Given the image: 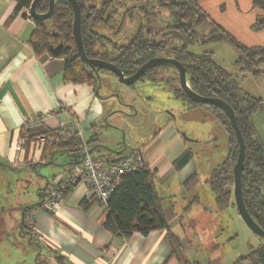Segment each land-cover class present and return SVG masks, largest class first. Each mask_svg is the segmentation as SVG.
Listing matches in <instances>:
<instances>
[{"label": "crops", "instance_id": "obj_1", "mask_svg": "<svg viewBox=\"0 0 264 264\" xmlns=\"http://www.w3.org/2000/svg\"><path fill=\"white\" fill-rule=\"evenodd\" d=\"M15 9L14 0H0V234L9 229L19 230L21 238L39 247L41 254L37 259L41 257L42 264H60L62 261L63 264H223L218 253L221 243L217 235L224 228L221 217L226 211L223 213L218 209L207 180L224 161L220 163L211 157L204 166L197 163L198 151H194L196 146L203 149L209 144L207 139L213 134L212 129L192 132L187 122L181 120L176 125L178 113L168 111L167 123L162 128L155 126L148 137L141 134L140 141L133 142L134 145L126 149L122 145L114 146L119 143L121 130L112 126L122 127L117 121L113 122L118 119L113 112L120 108L115 96L119 93L116 79L101 74L105 80L104 94H101L102 87L97 92L89 83L68 81L63 59L47 55L37 57L34 53L30 40L36 25L23 13L11 19ZM206 9L209 10L207 6ZM206 9L200 8L211 28L220 27L229 35L244 28L247 32L241 39L242 46L264 47V30L253 29L261 14L254 7L253 0L246 4L247 13H241L237 7L241 15L238 23L230 21L231 25L228 19L214 21ZM240 21L244 22V27ZM197 44L203 48L192 51ZM197 44L189 46V52L196 55L211 53L216 65L236 78L245 93L264 101V64L256 68L257 75H254L243 71L237 64L239 52L230 43ZM224 55H228L227 60ZM148 83L151 87L158 85ZM159 84L166 86L159 89L176 98L172 87ZM140 95V91H135L126 100L120 98L133 105L137 99L144 100ZM177 100L182 103L180 113L183 115L187 111L197 113V116L187 117L186 121L196 117L197 124H205L209 119L213 122L212 114L207 110L191 109L185 101ZM129 112L133 114L132 109ZM35 116H44L43 123L25 129L26 121ZM60 123L80 132L92 157L103 161L106 167L134 154L140 155L143 163L156 174V190L163 199L165 218L170 231L179 240L180 250L174 253L167 230L153 231L148 235L134 233L127 238L115 235L105 226L107 208L91 201L82 184L69 188L55 216L42 213L35 219L32 229L23 225L29 208L45 201L53 182L60 176H67L76 161L73 154L65 151L52 153L47 150V145L33 141V137L47 130L56 131ZM252 123L256 136L264 143V110L253 113ZM25 131L30 137L22 146ZM103 137L104 141H101ZM187 152H191L192 158L179 169L177 162ZM208 186L211 202L204 207L201 205V190L209 189ZM29 189H32V198L27 195ZM234 201L233 198L234 206L228 210L239 223L237 235L246 239L245 252L240 260L264 242L252 236L241 220L238 222Z\"/></svg>", "mask_w": 264, "mask_h": 264}, {"label": "trees", "instance_id": "obj_2", "mask_svg": "<svg viewBox=\"0 0 264 264\" xmlns=\"http://www.w3.org/2000/svg\"><path fill=\"white\" fill-rule=\"evenodd\" d=\"M16 9L11 19L23 13L32 19L30 8L34 0H14ZM125 1L135 2L124 12L123 21L117 22L123 11ZM138 1V2H136ZM201 0H77L82 14V38L87 56L91 59L102 58L121 69L126 76L134 75L149 60L156 57L173 58L187 69L190 87L200 96L219 98L234 110L246 146L244 171L242 175L243 195L246 208L253 219L264 230V143L256 136L252 115L264 110V101L245 93L236 78L216 65L211 53L196 55L189 52L191 45L225 41L236 47L239 52L237 64L243 71L257 75L256 68L264 64V47L247 48L220 27L211 28L201 12ZM140 2V4H138ZM50 0H40L36 6L39 14L49 10ZM255 8L261 11L253 29L264 30V0H253ZM140 16L134 19L135 16ZM128 15V17H126ZM33 20V19H32ZM138 24L136 32L129 40L120 43L127 34L116 39H106L97 31L98 26L117 28L115 34L122 33L123 25ZM34 21V20H33ZM74 12L65 0H57L54 13L45 22L34 21L35 32L30 46L37 57L45 55L65 62V77L73 83H89L98 90L96 76L85 66L78 53L73 35ZM132 23V24H131ZM136 27V26H135ZM57 35V36H56ZM63 42L61 52L54 54L52 46ZM110 43L112 48L106 47ZM104 48V53L99 49ZM164 83L172 87L177 99L185 101L191 109L203 108L210 112L225 128L229 138L230 152L207 180L215 195L220 212L234 206L233 167L238 159L239 144L227 114L218 106L205 105L188 99L179 85L178 71L171 65H161L147 71L141 80ZM56 137V131H49ZM47 150L67 152L74 156L80 154L82 142L78 136L72 139H56ZM192 158L191 152L185 153L177 162L184 167ZM124 159V158H123ZM79 161H74L77 164ZM156 174L145 165L137 172L126 174L118 188L110 195L106 208L108 211L105 226L115 235L123 238L134 233L148 235L153 231L167 230L174 253L180 250L178 238L170 231L165 218L162 202L155 186ZM97 201L95 197L89 198ZM24 226H26L24 224ZM264 242V238H260ZM41 254V253H40ZM38 260V259H37ZM63 264V261L60 262ZM236 264H264V244Z\"/></svg>", "mask_w": 264, "mask_h": 264}, {"label": "rangeland", "instance_id": "obj_3", "mask_svg": "<svg viewBox=\"0 0 264 264\" xmlns=\"http://www.w3.org/2000/svg\"><path fill=\"white\" fill-rule=\"evenodd\" d=\"M138 2V1H136ZM250 0H204L199 2V7L202 9L209 8L208 11L210 17L217 22V19H223V20H229L230 23H238V18L241 15L237 7L239 8L241 13H247L248 10H246V4L248 5ZM223 3V4H222ZM135 4V2H134ZM133 3H130L129 1H125L122 4L121 10L123 13H121L120 17H118L117 22L123 21L124 12H126L129 8V6H133ZM140 4V2L138 3ZM244 16V15H243ZM128 17V15L126 16ZM134 19H138L140 22V16L136 14ZM136 27L132 26L130 24L123 25V30L120 34H115V32H118V29L115 28H105L104 26H98L97 31L101 32L104 35H108L109 37L116 39L119 35H126V38H124L120 43L127 42L131 35H133L138 27V24L135 20ZM230 23L229 25L233 24ZM132 24V23H131ZM240 24L244 27V22L240 21ZM232 29V28H229ZM233 31V30H230ZM244 32H247L244 30L241 32L234 31L230 32L233 38H235L238 42H241V39H243V36L246 34ZM254 34V33H253ZM125 36V35H124ZM239 39V40H238ZM216 46V45H215ZM106 47L108 49L112 48L110 43H107ZM202 45L197 44L196 47H193L192 51H196L199 49H202ZM230 54V53H228ZM228 55H224V60H227ZM101 74L104 76H110L113 77L110 72L106 70H102ZM115 80V79H114ZM105 82V80H104ZM117 88L119 89V95L123 98V100H126V98H129L134 95L135 91H140L142 99H137L135 102L134 107L135 109L132 110L133 114L130 115V117H124L123 119H116L113 120V122H116L117 125L122 126L121 127V133L119 134V140L120 143H115L114 146L120 147L122 145L123 149H126L127 147H131L134 145V143H138L140 141V135L143 134L144 136H149L151 133V130L156 126L157 129L162 128L166 125V112L168 111H174L177 115V121L175 122L176 125H179L181 123V120L183 122H187L188 126L191 128L192 132L201 131L202 129H205V131H211L212 129V135H209V139L207 141L209 142V147L205 145V148H197V146L194 148V151H198L196 155L197 163L206 165L209 158L212 157V160L218 159L220 163L225 161L226 157H228L230 152L229 147V138L227 136L226 131L221 127V125H218V121L214 118L213 115H210V118H213V122L209 119V121H206L205 124H197V120L192 121H186L187 117L191 116H197V113H192L194 111H187L186 113H180L181 104L180 101H178L174 96L170 95L168 92H164L163 90L159 89V87L165 88L166 86L162 84L156 85V87H151L146 82H138L135 85V89H131L126 86L119 85L117 79L115 81ZM168 90V89H167ZM101 94H104V86L101 88ZM148 94V95H147ZM146 97V98H145ZM147 97H151L152 100H148ZM203 110V109H202ZM136 112L139 114H136ZM188 114V115H187ZM185 119V120H184ZM119 120V121H118ZM113 124V123H112ZM217 127L221 128L218 129ZM220 130V131H219ZM202 132V131H201ZM143 137V136H142ZM101 141H104V137L101 138ZM134 142V143H133ZM207 147V148H206ZM198 149V150H197ZM200 151V152H199ZM195 152V153H196ZM212 155V156H210ZM218 166V164H215ZM209 189H202V199H201V205L204 207H207L209 203L211 202V198L209 197L208 190ZM32 189H29L27 191V195H30L32 198ZM13 195V193L11 194ZM23 195V196H27ZM22 196V197H23ZM17 197V196H16ZM18 199V198H17ZM21 200V197L18 199ZM235 202V201H234ZM226 211V212H225ZM225 212L224 216H222V222L224 228L220 230L218 233V240L219 243H221V246L218 250L219 256L222 259L223 264H234L236 261H239V258L244 255L245 252V241L246 239H243L242 235L239 234V223L237 224L236 220L232 216V211L225 209L222 211ZM239 216V214H238ZM241 220L243 224L246 226L242 218L239 216L238 222ZM249 229V228H248ZM250 230V229H249ZM252 236L255 238L256 235L252 233L250 230ZM233 237V238H232ZM248 241V240H247ZM249 244V242H248ZM39 247L36 244H30L29 240L26 238H21L19 230L15 229H9L4 231L0 234V264H42L41 257L37 261V258L39 257ZM43 257V256H42ZM49 261V260H48ZM44 263V262H43Z\"/></svg>", "mask_w": 264, "mask_h": 264}, {"label": "water", "instance_id": "obj_4", "mask_svg": "<svg viewBox=\"0 0 264 264\" xmlns=\"http://www.w3.org/2000/svg\"><path fill=\"white\" fill-rule=\"evenodd\" d=\"M40 0H34V2L31 5L30 8V15L34 21L37 22H45L49 18L52 17L55 9V3L57 0H50L49 3V10L45 14H39L36 11V6ZM73 9L74 12V22H73V35L75 39V43L77 46L78 53L81 57V60L83 64L90 69L94 71V74L98 80L99 88L97 92L100 90V88L103 86L104 79L101 76V71L106 70L110 72L115 79H117L118 83L129 87L131 89H135V85L138 82H142V78L146 74L147 71L151 70L154 67L161 66V65H171L176 68L178 71L179 76V85L182 88V90L185 92L186 96L189 100L205 104V105H215L220 107L228 116L231 125L235 131L237 141L239 144V154L237 162L235 163L233 167V175H234V200H235V206L237 208L239 216L242 218L246 226L252 231L254 235H256L259 238H264V230L258 225V223L253 219V217L249 214L245 200L243 195V184H242V175L244 171V159H245V152H246V146L244 143V139L237 121L236 114L232 107L227 104L225 101L219 99V98H209V97H203L197 94L189 85L188 78H187V69L186 67L179 62L176 59L173 58H164V57H156L151 60H149L146 64L141 66L138 71L132 75V76H126L119 67L114 65L111 62H107L101 59H90L84 48L83 44V38H82V14L80 6L77 2V0H65ZM57 36V35H56ZM64 47L63 42L59 43L56 47L52 46V52L54 54H58L62 51ZM146 82V81H145ZM99 94V93H98ZM118 104L120 108L119 110H116L113 112V115L117 116L118 119H123L124 117H130L131 113L129 110H134L135 107L132 104H128L121 100L119 94H115ZM120 119V120H121ZM119 121V120H118ZM109 125L110 123L107 122ZM112 126V125H111ZM114 129H120L119 127L113 125ZM76 160L80 162L81 154H78L77 156H74ZM127 158V157H126ZM121 160V159H120ZM119 160V161H120ZM118 161V162H119ZM44 203V201L37 205L40 206ZM37 206L30 207L34 208ZM24 225V224H23Z\"/></svg>", "mask_w": 264, "mask_h": 264}, {"label": "built area", "instance_id": "obj_5", "mask_svg": "<svg viewBox=\"0 0 264 264\" xmlns=\"http://www.w3.org/2000/svg\"><path fill=\"white\" fill-rule=\"evenodd\" d=\"M44 118V116H35L28 119L24 126L25 129L41 125ZM49 131L33 137V141L44 146H51L57 138L67 140L78 136L82 142L81 158L80 162L70 168L67 176H60L53 182L49 196L42 205L27 211L24 222L29 229L34 227V221L40 214L47 213L55 216L64 200L65 193L72 186L82 184L89 198L95 197L100 204L106 206L110 195L120 186L123 176L137 172L144 166L140 155L134 154L106 167L103 161L92 157L88 145L82 141L83 137L80 132L74 131L64 123L59 124L55 133L56 137H52ZM24 136L25 138L21 141L22 146L26 145V139L30 137L29 132L25 131Z\"/></svg>", "mask_w": 264, "mask_h": 264}, {"label": "flooded vegetation", "instance_id": "obj_6", "mask_svg": "<svg viewBox=\"0 0 264 264\" xmlns=\"http://www.w3.org/2000/svg\"><path fill=\"white\" fill-rule=\"evenodd\" d=\"M101 35H103V37L104 38H106V39H110V40H112V38L111 37H109L108 35H104V34H102L101 32H99ZM99 51H100V53H104V48L103 49H99ZM91 59V58H90ZM95 59H101V60H104V59H102V58H95ZM105 61V60H104ZM108 62V61H107ZM92 70V69H91ZM93 71V70H92ZM94 74V73H93ZM111 74V73H110ZM95 75V74H94Z\"/></svg>", "mask_w": 264, "mask_h": 264}]
</instances>
